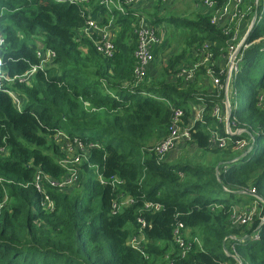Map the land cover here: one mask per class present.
Segmentation results:
<instances>
[{
	"label": "trees",
	"instance_id": "1",
	"mask_svg": "<svg viewBox=\"0 0 264 264\" xmlns=\"http://www.w3.org/2000/svg\"><path fill=\"white\" fill-rule=\"evenodd\" d=\"M102 1L0 0V264H240L236 258L264 264V101L259 99L264 96V0L258 10L253 0V13L246 18L250 25L257 11L233 83V103L239 96L249 98L232 113L238 127L249 131L233 140H255L244 158L248 149L210 143L216 127L225 136L224 125L213 116L225 92L199 87L198 77H206L207 69L202 67L192 83L175 80L188 55L206 44L211 63L226 62L229 37L212 24V15L167 18L189 30L185 48L152 82L137 84L136 8L124 15L114 12L120 28L112 56L97 51V36L83 33L98 14L108 23L111 14ZM168 5L156 0L152 22L148 18L153 26L165 20L160 13ZM49 50L55 53L52 62L21 82L40 66L38 52ZM213 70L218 75V65ZM6 91L23 100L22 110ZM197 104L205 108L203 122L194 125L187 145L211 154V167L159 162L153 148L167 136L173 109H181L184 122L192 125ZM59 130L86 147L93 145L89 163L73 187L63 191L46 185L39 191L38 172L57 180L66 174L58 163ZM99 175L124 184L103 186ZM251 189L263 200L257 215L249 225L232 224L234 207L244 196L238 192ZM214 195L231 200L210 199ZM129 198L134 203L122 205ZM115 202L122 205L116 214ZM148 204L161 209L148 210ZM178 223L192 243L185 257L174 240ZM134 238L140 240L138 247L132 245Z\"/></svg>",
	"mask_w": 264,
	"mask_h": 264
},
{
	"label": "built area",
	"instance_id": "2",
	"mask_svg": "<svg viewBox=\"0 0 264 264\" xmlns=\"http://www.w3.org/2000/svg\"><path fill=\"white\" fill-rule=\"evenodd\" d=\"M78 1L83 3L88 2L89 0H71V3H75ZM141 1L142 0L102 1V5L104 6V8L108 11V13L111 14L108 23L103 25V23L100 24L98 21L92 18L88 20L87 26L83 30L85 36H88L90 38H92L93 36H97V38L94 40V43L99 53L112 56L115 51L113 42L114 36L110 33V31H112V29L119 28L120 26L115 23L116 19L114 16V12H118L121 15H124L127 13V8L133 7V9H135V6ZM172 1L174 0H162V3L164 5H167ZM257 2L259 4V0L255 1L256 6ZM203 3L206 7L210 9L214 8L215 10V12L212 13V24L220 26L223 22L224 17H230L229 25H231H227L224 29L225 34L229 37L226 50L225 67H219V73L218 75H216L215 71L213 70V67H215V65L211 63L213 53L208 52L210 45L206 44L204 46V50H201V53H204V62L201 65H197L192 68H180L176 73L175 80H181L183 81V83L188 84L195 79L198 69L200 70V67L202 65L204 66L205 64H208L204 67L208 70L207 73L209 74V77H211L214 87L225 92V99L220 106L217 105L214 108L213 116L218 120L220 124H224L226 127L225 136H220L216 131H210V143L212 146L219 149L228 148L231 144H233V150L243 152L248 149V152L254 147V137L250 135L252 144L246 139H240L238 141L233 140V137L241 136L244 133L249 134V131L247 129L239 128L235 118L232 120V114L231 117L229 116L228 105H230L232 113L234 109L238 108L237 101L234 103L232 102L233 97H236V94L233 91V83L240 71V65L243 61V51L249 46L246 44L243 49L239 51V48L246 37H243V39L240 38L239 23L242 20H246L249 13H252L253 8L249 7L248 4H246V0H224L222 5L219 4L218 0H204ZM135 16L137 21L134 25V35L137 38V48L135 50L136 68L134 71L137 79V84H140L147 76V72L152 61L153 49L160 43L161 40L155 26L151 24L148 18L142 16L139 12L135 13ZM0 44H2V42H0ZM38 56L42 61L40 66L33 68L32 71L27 74L26 78H20L21 82H26L27 77L29 79L33 76V74L37 73L38 70L44 69L45 65H47L49 61L55 56V53L49 50L46 55H43V53L39 51ZM209 63H211L212 66H209ZM6 92L11 96L17 108L19 110H22L23 100L13 92ZM259 99L260 104L263 103L264 96H260ZM204 111V107L198 108L196 110V117H198L197 120L193 125L186 126L184 122V112L181 109H173L172 118L168 128V134L153 150L158 156L159 162L164 161L166 156L172 150L176 149L182 142L191 141L190 131L197 122H203ZM55 138L58 144L62 143L60 152H63L68 157V160H61L58 162L59 165L65 170L66 174L63 178L57 180L51 177H47L42 172H38V175L36 176V185L39 191L45 190L46 185L63 191L73 187L80 180V177L82 175V166L85 163H89L90 150L93 149V145L86 147L79 139H71L66 133L60 130L56 132ZM98 180L101 185H111L113 188H115L116 185L122 186L124 184L122 180L116 179L115 177H111L110 179L106 180L104 177H101L99 175ZM247 194L254 199L252 208L242 214H237L233 211L231 220L232 224L234 225H249L253 222L254 217L258 213V206L260 202L263 201L262 198L258 196L255 189L249 190ZM133 203L134 200L129 198L123 201L122 205H129ZM121 206H119V203L115 202L113 204V213H118ZM146 208L148 210L159 211L161 209V205L148 204ZM49 209H53L52 203L49 204ZM139 222L143 227L146 226L143 220L140 219ZM262 223H264V217L262 218ZM183 230V223H178L175 226L174 240L182 250V257H185L192 249V243L185 240L183 236ZM254 238L258 239L259 236L256 235ZM141 240H144V238L142 237ZM195 242H198V240H196ZM139 244V239H132V245L134 247H138Z\"/></svg>",
	"mask_w": 264,
	"mask_h": 264
},
{
	"label": "crops",
	"instance_id": "3",
	"mask_svg": "<svg viewBox=\"0 0 264 264\" xmlns=\"http://www.w3.org/2000/svg\"><path fill=\"white\" fill-rule=\"evenodd\" d=\"M192 1L193 2H197V4L195 5L196 13H194V15L195 14L196 15H198V14H211L212 15V13L215 12L214 8L210 9V8H208V7H206L204 5V3H203L204 0H192ZM247 1H246V4H247ZM255 1L256 0H254V2ZM190 2H191V0H190ZM150 4L154 6V0H144V2L142 3L141 7H143L144 5L149 6ZM141 7L137 8L138 12H141L140 11ZM165 10L166 9H164V11L160 13L161 16L159 14V16L162 17L163 19H166L164 17ZM253 18H254V16H253ZM253 18H252V20H253ZM93 19L98 21L100 24L103 23V25H105L104 24L105 18L102 15L98 14ZM164 21L165 20H161L160 22H158L155 25V28H156L158 34L160 35V40L161 41L153 49L152 61H151V64L149 66V69H148V72H147V76L143 80V83L152 82V79L155 78L156 74L160 73L163 69L167 68L169 63L171 61H173L179 54H181L182 50L185 48V45H184V47L179 51L178 50V48H179L178 46H175V47H172V48L170 47L171 43L169 42V39L167 38V36L169 34V31H170V35L173 38L176 37V35H177V33H179V31L178 30H175V32L171 31V29H173L174 26H175L174 24L173 25L162 26V23ZM229 22H230V17H224L223 22L220 25V27L222 29H225L226 26L229 25ZM248 23H249L248 20H246L243 23V27L240 28V38L242 37V31L246 30L243 37H245L247 35V33H248V31H249V29L251 27V23L252 22L250 23V25H248ZM246 25H248L247 28H246ZM117 29L118 28L112 29V31H110V33L113 36H115V34L117 32ZM182 32H185L189 36V30L188 29H184ZM243 37H242V39H243ZM167 50H168V52H167ZM187 58H188V62H186L181 67H190V68H192V67H195L197 65H201L204 62V53H201V50H194L193 53L189 54ZM207 65L208 64H205L204 66H207ZM216 65H218V68L219 67H225V63H224L223 60H221V61L218 60V62L216 61L215 66ZM204 66L202 65L200 67V69L202 67H204ZM198 72H200L199 69H198ZM198 72H197V74H198ZM197 74H196V76H197ZM169 78H171V76ZM195 79L193 81H191L190 83L194 82ZM198 79H199V87L201 89H205V90L207 89L208 91H212L215 88L214 85H213V82L211 80V77H209L208 73H207L206 77L199 76ZM201 107H203L201 104L194 105L193 106V110L196 111L198 108H201ZM188 147H193V149H196L194 145L191 144V146H188L187 142L184 141L176 149L172 150L166 156L164 161L169 162V163H175L176 161H178L180 156H182L183 154H188L189 153V151L184 152L185 150L188 149ZM205 154H209V153L205 152ZM209 164H210V161H209ZM221 164H223V163H221ZM238 194H241V195H244V196L241 197V199L238 200L237 204L234 207V212H236L237 214H242V213H245V212L249 211V209L252 208L253 201L251 200V196L246 194L245 192H238ZM245 196H248V197H245Z\"/></svg>",
	"mask_w": 264,
	"mask_h": 264
},
{
	"label": "rangeland",
	"instance_id": "4",
	"mask_svg": "<svg viewBox=\"0 0 264 264\" xmlns=\"http://www.w3.org/2000/svg\"><path fill=\"white\" fill-rule=\"evenodd\" d=\"M143 2H144V0H142L140 3H138L135 6V8L137 9V8L141 7V5H142ZM155 2H156V0H154V6H155ZM191 2H190V0H174L172 3H170V5L164 6L165 9H166L165 10L164 17L166 19L162 23V26L173 25V24L175 25L176 24V23H170L167 20V18L168 19L169 18L188 19V20L192 19L194 13H196L195 5L197 4V2H193L192 0H191ZM247 4H248L249 7H252L253 8V0H248L247 1ZM154 6L150 4L149 6L144 5L143 7L140 8V11L144 13L143 16L145 18L151 19V22H152L153 18L150 17V14H151V12H153V7ZM245 21L246 20H242L239 23L241 25L240 28L243 27V23ZM181 26H182L181 23H177V26L175 25L174 28L171 29V31H173V32H175V30H178L179 31V33H177V35H176L175 38H173L170 35V31H169V34L167 36V38L169 39V42L171 43V46L170 47L172 48V47L178 46L179 47L178 48L179 51L184 47L185 40L188 37V35L185 32H182L184 30V27H181ZM247 26L248 25H246V28H247ZM245 31H242V37L244 36ZM167 52H168V50H167ZM51 62H52V60L49 61V63H51ZM248 100H249V98L247 96H239V98L237 99V105H239L240 107H245V105L248 104ZM197 118L198 117H196V111H194L193 120L192 121H189V122L193 125L195 123V121L197 120ZM185 125L186 126H189L187 123H185ZM225 129H226V127L224 125V130ZM212 131L219 132L218 127H216L215 130L213 129ZM155 146H154V148H155ZM187 151H189V153L188 154H183L182 156H180V158L178 159V162H182L183 164L185 162H190L191 164L196 165V166H198L200 168H205L207 166V169H208L209 167H211V161H210V158H209V157H213L211 154H205L203 151L198 150L197 148L196 149H193V147H188V149L185 150L184 152H187ZM60 154L61 155H60V158H59L58 162L61 161V160L62 161L68 160V157L63 152H60ZM55 158H56V156H55ZM208 160L210 161V164H209V161ZM216 170H217V175H218L219 174V169L216 168ZM81 171H82V169H81ZM189 177H191V176H189ZM210 199H217V200H220V201H226L227 199H229V201L231 200V198H229L226 195H214V196L210 197ZM258 208H259V206H258ZM189 234H190L189 231L185 232V235H189ZM183 236H184V233H183Z\"/></svg>",
	"mask_w": 264,
	"mask_h": 264
},
{
	"label": "water",
	"instance_id": "5",
	"mask_svg": "<svg viewBox=\"0 0 264 264\" xmlns=\"http://www.w3.org/2000/svg\"><path fill=\"white\" fill-rule=\"evenodd\" d=\"M258 2H257V10H258ZM257 16H258V14H257V11H256V13H255V15H254V18H253V20H252V23H251V27H250V29H249V31H248V33H247V35H246V37H245V40H244V42L242 43V45L240 46V48H239V51H241L242 49H243V47L247 44V39H248V37L250 36V34H251V32H252V30L254 29V27H255V24H256V20H257ZM228 112H229V116L231 117V114H232V111H231V107H230V105H228ZM253 151V148L252 149H250L248 152H246V153H244L240 158H244V157H246L249 153H251ZM217 169H219V166L217 167ZM225 246V245H224ZM234 258H236V257H234ZM237 260H238V262L240 263V264H243L242 262H241V260L240 259H238V258H236Z\"/></svg>",
	"mask_w": 264,
	"mask_h": 264
},
{
	"label": "bare ground",
	"instance_id": "6",
	"mask_svg": "<svg viewBox=\"0 0 264 264\" xmlns=\"http://www.w3.org/2000/svg\"><path fill=\"white\" fill-rule=\"evenodd\" d=\"M199 73V72H198ZM196 78V77H195ZM242 213V212H241Z\"/></svg>",
	"mask_w": 264,
	"mask_h": 264
},
{
	"label": "clouds",
	"instance_id": "7",
	"mask_svg": "<svg viewBox=\"0 0 264 264\" xmlns=\"http://www.w3.org/2000/svg\"><path fill=\"white\" fill-rule=\"evenodd\" d=\"M259 5V4H258Z\"/></svg>",
	"mask_w": 264,
	"mask_h": 264
}]
</instances>
